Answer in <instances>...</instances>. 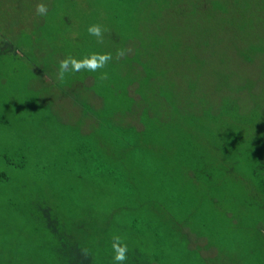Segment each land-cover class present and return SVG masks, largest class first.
I'll use <instances>...</instances> for the list:
<instances>
[{
    "label": "rangeland",
    "instance_id": "obj_1",
    "mask_svg": "<svg viewBox=\"0 0 264 264\" xmlns=\"http://www.w3.org/2000/svg\"><path fill=\"white\" fill-rule=\"evenodd\" d=\"M38 2L47 5L48 12L45 16L35 14ZM137 5V18L143 15L142 6L149 8L147 12L150 11L152 18L149 23L146 21L144 28L149 30L153 42H163L171 47L169 59H173L177 69L171 60L162 57L155 48L151 51V44L144 49L137 48L138 45L135 44L128 47V58L134 65L132 72L137 77L135 82L125 86L133 99L131 112L122 113L123 106L120 105L121 108L105 122L101 95L97 91L93 92L96 89L93 86L92 72L84 71L81 75L83 79L79 80L74 73H69L60 82L56 79L58 62L69 55L77 58L78 51V56L86 51L92 52V44L97 43V40L85 39L89 25L100 24L106 29L103 43L108 45L112 31L116 32L117 26L136 22L126 9L136 10ZM253 26L257 34L252 33ZM261 34L264 35V0H0V114L5 115L0 117V264H41L43 257H48L56 264L76 262L72 259L64 261L65 252L59 249L58 253L53 252L47 245L51 243L55 247L54 239L56 242L58 240L49 232L46 216L50 220L53 213H58V219L68 224L70 217L63 215L69 213L68 209L65 210L64 195L78 198L72 188L70 169H78L75 165H79V154L84 153V139L111 144L121 133L129 134L124 131L126 125L134 124L140 129L142 115L152 117L155 114L166 121L163 112L168 111L169 120L174 117V107L170 101L167 103L165 78L168 79V86L178 88L183 87L185 79L189 80L190 77L194 79L196 86L204 90L200 100L183 104L186 105V112L194 113V125L199 133L194 132L190 136L183 133L178 138L175 132L169 130L171 140L183 138L179 142L181 145L186 143L188 149L200 143V147H204V153L211 146L214 149V138L225 133V125L217 120L219 108L214 103L225 100V97H234L238 99V104L232 105L235 124L245 116L253 117L254 113L256 116L260 112L259 117L250 120L253 121V129L260 132L254 135L259 140L256 146L260 151L256 158L252 153L249 156V145L253 148L255 146L252 142L248 144L246 129H239L240 121L235 125L236 129L230 130V134L234 136L230 140L229 157L233 158L234 152H237L236 157L227 161L225 159L228 158L222 159L218 155L215 165L205 164L206 168L215 170L213 195L205 190V195L189 198V190L181 187L170 189L164 183L166 190L163 192L164 205L161 207L163 227L170 229L171 217L184 218L190 208L192 212H188L191 216L194 215L195 220L190 218L185 221L186 229L176 241L170 242L168 232L164 231V242L169 243L170 251L178 252V255L181 253L180 262L174 264L199 262V257L189 253V235L192 236L189 245L193 249H199L202 258L211 257L209 260L203 258V264H227L225 252L239 254L234 257L235 264H263L264 236H261L259 249L260 235L257 230L264 235V202L261 200L264 194L254 195L252 185L255 183L253 165L258 160V154H263L264 150V87L259 88L262 83H257L258 86L255 85L250 92L234 88L240 82L243 83L244 79L245 82L249 77L252 79L249 75L253 71L256 74L263 72L264 56L260 58L259 65L257 63L254 69L247 70V63L241 55L247 51L245 40L259 43ZM132 39L133 42L140 40L138 37ZM176 44L183 47L179 59L174 58L177 52L173 46ZM100 45L98 43V47ZM146 57L151 60L147 74L146 64L142 62ZM225 58L227 60L223 62L222 59ZM196 59L198 62L195 64ZM171 65L173 66L168 70ZM216 69L228 74L226 83L218 82ZM107 71L105 67L100 73ZM176 72L182 73L180 78L176 76ZM149 73L150 81L143 84L141 79L145 75L149 76ZM164 73H167V77ZM126 74L127 68L122 69L118 78V73L116 74V80H111L107 75L102 89L126 78ZM256 78L260 79L259 76ZM125 87L121 90L125 91ZM112 89L113 86H110L106 92H112ZM143 92L147 93V100L143 99ZM115 105H119V102ZM186 122L188 121L181 119L175 123L181 130L186 128ZM201 127L205 129L204 132L200 131ZM218 143L222 145L220 148L226 146V142ZM169 147V150L164 149L165 157L175 154L173 151L177 149L172 144ZM89 151L87 149L85 153ZM183 151L177 156L186 158H181L180 161L175 158V161H179L180 166L186 169L190 157L187 158V149ZM205 157L203 155L198 161L201 168ZM219 162L224 165L217 166ZM152 168L153 165H150L148 170ZM170 178L175 177H167L168 181ZM144 179L151 180L153 187L162 188L157 178L148 176ZM83 196L84 202L91 201L85 192ZM201 197L203 198L196 203ZM155 198L158 200L162 197ZM244 200L250 204L243 205ZM104 202L107 207L102 203V206H95L94 211L100 219L99 224L105 227L107 233L119 234L125 238L129 251L124 264H157L159 258L155 256L161 257L164 254L157 247L154 248L156 244L152 241L157 240L156 237L152 238V233L158 220L151 222V228L143 227L147 231L142 230L140 235L122 230L119 225L109 227L106 219L118 206L113 205L111 211H108L113 199L109 198ZM52 205L62 213L53 212ZM148 210L145 212H149ZM242 216H246L243 217L245 232L247 236L249 229L252 245H243L234 253L235 240L240 243L242 239ZM90 225V222L85 224L87 233ZM198 232L201 236H198ZM76 238L84 242V247L88 250H93V255H89L92 260L101 259L105 264H114L110 247L91 242V235ZM90 238L91 244H87ZM45 239L47 242L44 243ZM209 239L212 244L207 246L211 242ZM67 256L69 259L72 254L68 253ZM176 258L174 257V262Z\"/></svg>",
    "mask_w": 264,
    "mask_h": 264
},
{
    "label": "trees",
    "instance_id": "obj_2",
    "mask_svg": "<svg viewBox=\"0 0 264 264\" xmlns=\"http://www.w3.org/2000/svg\"><path fill=\"white\" fill-rule=\"evenodd\" d=\"M142 8H144L141 9L143 15L140 18H137L139 13L138 5L136 10H130L129 8L126 9L131 18L136 22H134L133 24L126 23L117 26L116 32L112 31V35L109 38L111 42L108 41V45L105 43H101V45L98 47V43L92 44V52H110L113 54V60L110 61L106 66V69L108 70L107 75L111 80H116V78L119 77V74H121L122 69L127 68L126 78L120 79L119 81L108 85L109 87L113 86V91L109 93L106 92L109 89L108 86L105 89H102L103 80H100L98 78L100 76V71L92 72L94 77L93 86L96 89L93 90V92L97 91L99 92L98 95H101V101L103 105L102 108H104L103 119L105 122L110 120L111 116L115 114L116 111H118L122 106L124 110H122V113L131 112V103L133 99L129 96L128 89H126L125 86L132 84L137 79V77H135L134 75V72H132V67L134 65L131 64V60H129L128 58L129 55L126 54L124 57L116 59L115 54L117 49L123 48L128 50V47L134 46V44L136 46L138 45L137 48L139 47V49H144L145 46L151 44V51H153L155 48L156 52H158L162 57L166 59H169L171 57L169 56L171 47L166 46L163 42H153L150 33L148 32L149 30H146L144 28L147 25L146 21L149 23L152 17L150 16V11L147 12V9H149L147 6H142ZM163 21H161V23H163ZM240 28L244 29L243 26H241ZM253 32L254 34H257L255 32V26L252 27V33ZM88 35H86L85 39H95V37H91L90 35L89 37ZM132 37H138L140 40L138 42H133ZM245 41L247 51L243 53H241L240 51L239 52L244 57L243 60L245 61V63H247V70L254 69L257 66V63L258 65L260 64V58L264 56V35H262V39L259 43H253L249 39H246ZM111 47L114 48L111 49ZM173 48L177 52V55L174 56V58L179 59L180 55L183 52V47L176 44L173 46ZM78 50H80V48ZM78 53L79 51L77 52V59L88 54L86 51L84 54L78 56ZM234 53L238 54V52L236 51H234ZM169 60H171L172 64L175 65L173 59ZM226 60L227 58L222 59L223 62H226ZM246 60L249 61L250 64L252 63V65H250ZM137 61H139V59ZM126 62H129L130 64L128 65ZM142 62L143 64H146L145 73L147 74L149 71L148 68L150 67L149 63H151V60L150 58L146 57V59L142 60ZM197 62L198 60L196 59L195 64ZM218 64H220V62ZM173 65L169 66L168 70ZM190 69H188L189 73ZM188 70L186 71L185 75L187 74ZM262 70L263 72L261 71L260 74H256L253 71V74L249 75L252 76V79H250L249 77L246 82L244 79L243 83L240 82V85H236L234 88L240 90L246 89L247 92H250V90L252 91V88L255 85L258 86L257 83H262V86H259V88L264 87V68ZM83 72L84 71L74 73L77 76V80L83 79L81 77V75H83ZM215 72L218 78V82L222 83L224 81L226 83V81L228 80V74H226L224 70L219 69H216ZM117 73L118 75L116 76ZM164 74L167 77V73ZM181 74L179 72H176V76L179 78ZM150 76L151 73H149V76L145 75V78H142L141 82L145 84L148 80L150 81ZM256 76H259L260 79L256 78ZM165 81L167 82V88L165 89L168 90L166 91V94L168 96L167 103L170 101L173 104L174 117H171L168 120V111L163 112L166 116V121H162L161 118L155 116V114L152 115V117L142 115L140 117L142 121V127L140 129H138L134 124L126 125L124 131L129 134L126 135L125 133H121L120 136L116 138L111 144L105 142L100 143V141H92L91 139H84V153H80L83 154V157L79 154L78 158V164L80 166L75 165L78 169H70V173L73 179L72 188L73 190H75L78 198L75 199L71 198L68 195H64L65 210L68 209L67 211H69V213H63V215L65 217H70V219L68 220V224L66 223V221L62 222L61 219H58V213H53L60 211H58L54 205H52L53 214L51 215V219L49 220V217L46 216L47 224H49L50 226L49 232L53 233V235L57 237L58 240V242H56V240L54 239L56 243L55 247H52L51 243H48L47 245H49L51 251L53 252L58 253V249L65 252L64 261L68 262L72 259L73 261L77 262H73L72 264H105V262L101 259L96 261L90 258V256L93 255V250H89V254L84 255L82 253V249H87L86 247H84L85 243L79 241L76 237L91 235L92 241L90 238L89 243L87 244H91V242H97L98 245L102 244L105 247L107 246V248L110 247L112 234L107 233L105 227L99 224L100 219L96 215L94 207L102 206V203L105 207H107L108 205H106L104 200L112 198L113 203L109 207L110 210H107L111 211V206L113 205H117L118 207L114 208V212L106 219L108 221L109 227L119 225L122 230L125 229L131 234L140 235L141 232L147 231L144 228H151V222L153 220H158V222H156L154 232L152 233V238L156 237L157 240L152 241L156 244L154 248L157 247V249L159 251H163L164 254L161 257L155 256L159 258L157 259V264H174L180 262L179 258L181 253L178 255V252L169 250V243L164 242L163 234L164 231H167V236L170 238V242H173V240L176 241L177 237L181 235L186 229L185 221H188L190 218L195 221L193 218L194 215L191 216L189 214V210L192 212L190 208L185 214L184 218L179 219L171 217L170 229H166L163 227L161 207L164 205V203L162 202L165 197H163V192L164 190H166V188L164 187V183H166L170 189H174L175 187L177 189V187H181L189 190L190 193L188 194L187 192V196L189 198H192L193 196L200 197L202 195H205V190H209L210 194L213 195L215 170L214 168L211 169V167L206 168L205 164L206 166L215 165V161L217 160L218 155L221 156L222 159L223 157L228 158L225 159L227 161L232 160L236 157L235 154H237V152H234L233 158L229 157L231 156L230 140H233L234 136L233 134H230V130L235 128V125H237L241 120L237 124L234 123L235 113L233 111L234 108L232 107V105L234 103H236L234 104V106L237 105L238 99L233 97V100L227 96L228 98L226 99L225 97V100L221 102L218 100L217 103H214V105L219 108L217 120H220L221 122H223V125H225V133L214 138V149L211 146V148H209L210 150L206 151V153H204V147H200L202 146L200 143H196V145L191 146V148L188 149L186 143L181 145L179 142L183 138L178 139V141L176 138H173V140H171L172 137L170 138L169 130L175 132V135L178 138L183 133H185L187 136L192 135L194 132L199 133L198 129L194 125L195 119L192 116L194 113H192V111L186 112V105L183 104L184 102L186 104H192L200 100L202 98L204 90L201 89V87L196 86L194 79H192L191 77L189 78V80L185 79L186 84L183 85V87L179 86L178 88H172L173 85L168 86L167 78H165ZM118 82L120 83L118 84ZM122 87H125V91L121 90ZM107 94H111V96L109 97ZM143 95V99L147 100V93L143 92ZM178 100H180L181 103L178 102ZM117 102H119V105H115ZM107 109L110 111H108ZM255 111L257 112V109ZM259 115L260 112H257L256 116L254 113L253 117H259ZM4 116L5 115H3L2 113L0 114V117ZM253 117L245 116L241 121L239 129H246L245 134L247 135L246 137L248 139V144L249 142H252V144H254L255 146L253 148L249 145V156L252 153V155H254L256 158V154L258 151H260V149H258L259 147L256 146L259 140L256 139L254 135L260 132L253 129V121L250 122ZM181 119L188 122L184 123V126L186 128L180 130L175 122L180 121ZM204 130L205 129H202L201 127L200 131L204 132ZM236 140H239V138H236ZM218 142H226V146L224 148L221 147V149L220 146L222 145H220ZM88 143H90V145H88ZM170 144H172V146L175 145L177 149L173 151L175 154H171L169 157H165L166 154L164 152V149L169 150ZM87 149H90V151L88 153H85ZM186 149L188 151L187 158L190 157V159L187 168L184 169L180 166L179 161L181 158L185 159L186 157H178L177 155H179L180 153H184L183 150ZM174 155H176V157H173ZM203 155H205L206 157L205 159H203V168H201V165L198 164V161ZM258 155V160L255 161L256 164L253 165L255 169V171L253 172L255 175V183H253L252 185L253 194L256 196L264 194V150L263 154L259 153ZM175 158H177L179 161H175ZM150 165H153V168L149 171L148 169ZM221 165H224V163L219 162L217 166ZM148 176L157 178L159 180V185H161L162 188L159 189L158 186L153 187V182L151 180L147 181L144 179V177ZM170 176H174L175 178H170V180L168 181L167 177ZM66 191H69V189H66ZM84 192L91 198V201L89 203H86L83 200L85 198L83 196ZM123 192H127V194ZM158 196H161L162 198L156 200L155 197ZM202 198L203 197L199 198L196 203H198ZM261 200L264 202V198H261ZM98 202H100V204H98ZM245 203L247 205L250 204L245 200L242 201L243 205ZM187 204L189 205V201L187 202ZM145 210H148L149 212L146 213ZM59 213L62 212L60 211ZM243 217L246 216H242V219L240 221L242 239L240 244L238 245L239 247H234V253L238 248L246 245V241H249V244H251L250 241H252L249 229V233L246 236V226L244 224ZM86 219L88 221H85ZM88 222H90L91 225L87 233L85 224H87ZM70 229H72V231H70ZM257 232L259 233L260 231L257 230ZM198 236H201L199 232ZM191 237L192 236L189 235L187 245V247L189 248V253H192V256L199 257V262L197 264H203V258H206L201 257V255L199 254V249H197L196 247H194L193 249V247L189 245L191 243ZM209 241L211 240L209 239ZM45 242H47L46 239L44 240V243ZM257 242L258 241H256V243ZM158 243H160V246H158ZM211 244L212 241L210 242V244L206 245L210 246ZM226 250H228V247L226 248ZM68 253L72 254V257L69 259L67 256ZM225 253V257L227 259L230 257V254L234 257L239 256V254L237 253H235V255L232 252ZM174 257H177L175 262ZM209 259H211V257L207 258L206 260ZM41 264H56V262L51 261L48 257H43L41 259Z\"/></svg>",
    "mask_w": 264,
    "mask_h": 264
},
{
    "label": "clouds",
    "instance_id": "obj_3",
    "mask_svg": "<svg viewBox=\"0 0 264 264\" xmlns=\"http://www.w3.org/2000/svg\"><path fill=\"white\" fill-rule=\"evenodd\" d=\"M48 12V7L43 2H38L35 5V14L37 16H45ZM87 33L90 36H94L97 43H103L104 32L106 29L100 24H92L86 28ZM127 49H117L115 58L120 59L127 54ZM113 60V54L110 52H91L81 58L77 59L71 55L66 56L58 62V67L56 71V79L63 82L66 75L69 73L76 72H99L104 69L110 61ZM100 80L107 79V73L101 72L98 77ZM111 255L114 264H124L127 260L128 245L124 237L119 234H113L110 240ZM84 255L89 254L88 249H82Z\"/></svg>",
    "mask_w": 264,
    "mask_h": 264
},
{
    "label": "crops",
    "instance_id": "obj_4",
    "mask_svg": "<svg viewBox=\"0 0 264 264\" xmlns=\"http://www.w3.org/2000/svg\"><path fill=\"white\" fill-rule=\"evenodd\" d=\"M259 235H260V237H259V249H260V248H261L260 243H262V237H261V236H264V235H263V232L260 231V232H259ZM259 235H258V236H259ZM258 236H257V237H258ZM256 241H257V240H255L254 242H256ZM246 243L249 244V241H246ZM239 244H240V243H239V240H237V241L235 240V246H234V247H239V246H238ZM247 244H246V245H247ZM232 256H233V255L230 254V257L227 259V261H228V262H232V264H235V263H234V261H235L234 256H233V257H232ZM262 259H263V258H262ZM262 259H260V261H261ZM227 261H226V262H227ZM228 262H227V264H229ZM263 264H264V261H263Z\"/></svg>",
    "mask_w": 264,
    "mask_h": 264
}]
</instances>
